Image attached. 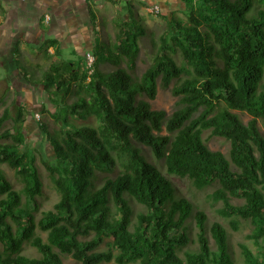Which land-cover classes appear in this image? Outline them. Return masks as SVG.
<instances>
[{"label": "trees", "instance_id": "1", "mask_svg": "<svg viewBox=\"0 0 264 264\" xmlns=\"http://www.w3.org/2000/svg\"><path fill=\"white\" fill-rule=\"evenodd\" d=\"M94 1L85 0L95 26ZM181 1L186 17L165 16L140 76L133 72L147 28L133 0H125L128 15L118 19L113 42L96 38L90 51L74 47L65 58L60 39L44 36L41 49L54 46L59 59L41 79L24 76L55 105L42 106L50 119L38 125L54 154L43 164L59 199L37 217L43 175L23 149L31 118L23 104L6 107L0 163L22 186L0 168V264H67L66 256L72 264H236L228 229L219 221L208 227L204 210L196 211V239L190 237L192 203L177 196L169 175L197 189L213 186L208 195L221 202L217 212L231 229L250 225L246 237L255 249L240 242L243 261L264 264V0ZM86 53L95 57L90 64ZM104 62L113 68L104 70ZM170 84L178 99L167 114L150 100L158 85ZM234 110L251 117L244 122ZM206 130L229 142L227 154L209 147ZM133 199L143 209L135 211ZM27 245L38 256L24 253Z\"/></svg>", "mask_w": 264, "mask_h": 264}, {"label": "rangeland", "instance_id": "2", "mask_svg": "<svg viewBox=\"0 0 264 264\" xmlns=\"http://www.w3.org/2000/svg\"><path fill=\"white\" fill-rule=\"evenodd\" d=\"M94 8L98 15L97 25H92L87 16L85 0H0V115L6 107L12 112L16 110L18 104H23L29 111L27 125L25 126V142L23 149L31 151L36 156V163L39 165L43 175V193L37 196L39 209L37 217L41 211L49 209L59 199V192L51 182L48 172L44 167L43 159L53 162L54 154L45 141L39 128L41 120H49L48 113L42 111L45 104L49 109L54 110L55 105L47 97V92L40 84H34L27 80L25 73L30 78H43V68L47 67L51 60H58L59 56L55 53V47L50 46L47 53L41 49L40 45L44 36L51 34L60 39L63 50V57L71 55L72 48H78L81 52L90 51L95 45L96 38L104 42H113L118 31V19L127 17L123 5L125 0H95ZM133 4L146 24L147 33L140 38L139 54L136 59V67L133 74L140 76L151 64L155 43L160 39V35L167 27V18L175 14L179 17H186L185 5L181 0H133ZM157 5L159 12L150 10ZM43 22L40 24V19ZM89 54V55H88ZM86 60L95 59L92 53H86ZM90 56V57H89ZM176 58L182 61L180 52L177 51ZM92 62V61H91ZM87 63V64H88ZM104 70H109L113 66L104 62L101 64ZM173 84L164 88L158 85L156 97L150 100L154 109H163L170 114L176 105L178 97L172 92ZM146 98V96L144 95ZM236 111L244 122L251 116L247 112ZM11 124L9 120L7 122ZM261 125V124H260ZM262 133L264 127L261 125ZM204 138L211 149L220 150L228 153L229 142L218 136H211L210 131L204 132ZM143 152L149 159L162 167L163 161L156 160L147 145L141 144ZM0 168L6 171L15 184L17 189L21 188L22 183L18 180L13 169L6 164L0 163ZM103 174V173H101ZM176 185L178 197H184L192 203V215L189 217V235L196 239L197 227L195 226V213L197 210H204L207 214V226L214 221L221 222L229 231V244L236 264H245L240 253L239 243L245 242L255 249L253 243L247 239L246 234L250 231V225L243 222L240 229H231L228 220L222 218L217 212L221 202H214L209 193L214 189L213 186L204 189H197L189 179L180 178L176 175H169ZM135 211L143 209L137 199H133ZM209 233V232H208ZM210 234V233H209ZM45 239V234L43 233ZM213 242L212 237L209 235ZM193 247L195 243L191 244ZM102 248H106L102 244ZM24 253L31 256H38L39 252L32 246H26ZM65 262L72 264L73 259L66 256ZM101 264H118L114 260Z\"/></svg>", "mask_w": 264, "mask_h": 264}, {"label": "built area", "instance_id": "3", "mask_svg": "<svg viewBox=\"0 0 264 264\" xmlns=\"http://www.w3.org/2000/svg\"><path fill=\"white\" fill-rule=\"evenodd\" d=\"M150 10H151L152 12H155V13H158V12H159V8H158L157 5L152 6V7L150 8ZM88 55H89V54H88ZM89 57H90V56H89ZM92 60H93V59L90 60V63H91Z\"/></svg>", "mask_w": 264, "mask_h": 264}]
</instances>
